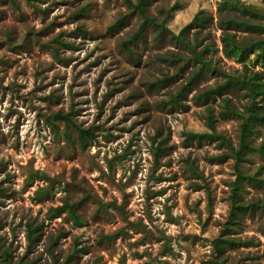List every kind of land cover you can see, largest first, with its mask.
Segmentation results:
<instances>
[{"label": "rangeland", "instance_id": "1", "mask_svg": "<svg viewBox=\"0 0 264 264\" xmlns=\"http://www.w3.org/2000/svg\"><path fill=\"white\" fill-rule=\"evenodd\" d=\"M219 1L154 0L156 24L136 36L142 18L125 0H0V264H264V127L238 160L228 142L237 149L242 119L220 112L224 97L244 112L245 91L201 97L263 69L223 53ZM196 13L204 21L184 36L197 51L212 46L201 71L177 38ZM59 110L93 132L84 146L53 119ZM237 166L258 178L239 191L256 205L231 223ZM64 202L78 203L82 225L51 215ZM218 238L237 243L219 251Z\"/></svg>", "mask_w": 264, "mask_h": 264}, {"label": "trees", "instance_id": "2", "mask_svg": "<svg viewBox=\"0 0 264 264\" xmlns=\"http://www.w3.org/2000/svg\"><path fill=\"white\" fill-rule=\"evenodd\" d=\"M128 6L131 9V13H137L142 18V22L139 26V29L136 33V36L143 34L146 28L150 25L156 24L154 17L149 13V6L154 0H125ZM245 0H221L218 4V9L221 13H223L226 9H228V14H223L221 20V28L223 30L221 36L222 42V51L223 53L233 58L236 62L242 64V66L247 69L249 68V63H251V56H256L255 62L257 64H261L263 69H258L253 73H246L239 76L228 75L227 80L220 85L215 87H211L208 90H205L201 95L202 98L208 99L211 97H215L216 94H221L222 91L230 87L231 84H238L241 89L245 91V95L248 98V103L245 106V111L235 110L229 104V98L224 97L223 99V110L220 114L224 117L229 116H237L242 119L240 125V135H239V143L237 149H235L231 143L228 142L231 150L235 152V156L238 160H241L243 155L249 151L254 150L255 147L251 144V134L256 130V126L260 125L264 127V81L263 71H264V38L259 39H244L240 40L235 32L232 30H243V31H252L254 29L264 30V21L260 19H264V10L262 8L247 5ZM232 11H235L231 13ZM240 11V14L237 13ZM246 14H250L252 17H256L259 21L252 20L251 17H247ZM204 21V17L200 13H196L191 22H189L185 27L181 29L177 38L182 42L186 43L192 50L193 56L196 59H200L203 61V64L199 71L204 66H209L208 60L203 58L204 53L207 50L212 48L211 44H206L201 51H197L196 46L197 43L193 46L190 45L191 42L185 38L184 34L190 30L192 27L199 25L200 22ZM165 29H168L164 26ZM217 69V67H214ZM198 74V73H197ZM173 101H177L178 96H172ZM54 120H59L64 122L66 126L72 127L77 131L79 142L82 146L86 144V142L93 136V132L90 128L83 127L80 123L75 121L72 117V110L69 112H64L63 110H59L53 114ZM215 117L212 110H209V114L207 117L208 127L211 129L210 135H215ZM54 123V122H52ZM205 134L202 133H189L187 135L188 140H192L196 137H202ZM217 135L216 137H218ZM225 140V139H224ZM227 141V140H226ZM163 141H161L155 150V155L159 156L162 149L165 147L162 146ZM262 149V148H261ZM236 179L233 181V192L231 195L232 198V207L230 211V220L231 223H236L238 218V213L246 208H253L256 204L255 202L252 204H244L241 200L240 190L242 188V181H255L257 180V176L244 174L243 171L237 166L236 168ZM264 181V180H262ZM39 197L46 196L48 194V190H41L38 192ZM77 202H64L61 205L56 206L50 210L52 216H57L64 212L67 213L69 217L72 218L73 222L77 225H82L84 223V219L80 215L77 210ZM264 205V202H263ZM29 226V237L31 240L36 239L35 232L38 227H33L31 224ZM223 243L236 244L237 240L228 239V238H218L215 240V247L221 251L223 248Z\"/></svg>", "mask_w": 264, "mask_h": 264}]
</instances>
